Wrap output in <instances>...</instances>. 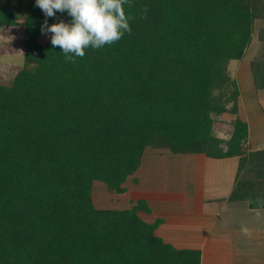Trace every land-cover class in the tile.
Returning <instances> with one entry per match:
<instances>
[{"label":"trees","instance_id":"obj_1","mask_svg":"<svg viewBox=\"0 0 264 264\" xmlns=\"http://www.w3.org/2000/svg\"><path fill=\"white\" fill-rule=\"evenodd\" d=\"M130 2L131 34L72 62L41 31L45 19L71 23L66 11L46 18L35 0H0V28L26 33L23 67L0 83V264H202L200 249L156 234L162 218L140 216L152 212L145 199L94 203L95 181L127 192L148 147L238 157L228 200L254 209L264 198V148L245 149L249 124L228 72L261 20L250 71L264 89V0ZM226 112L235 116L227 139L215 132Z\"/></svg>","mask_w":264,"mask_h":264},{"label":"rangeland","instance_id":"obj_2","mask_svg":"<svg viewBox=\"0 0 264 264\" xmlns=\"http://www.w3.org/2000/svg\"><path fill=\"white\" fill-rule=\"evenodd\" d=\"M261 24V20H257L255 23L253 40L244 59L241 61L230 60L228 64V72L230 76L237 79L241 90L239 97V115L249 124V138L245 146V149L248 151L264 148V89L257 90L255 88L252 73L250 71L251 60L259 55L262 47V43L258 39V32ZM25 38L26 33L23 25L0 28V83L10 85L17 72L23 67L25 61V45L23 44V40H25ZM234 117L235 116L230 112H226L217 117L215 132L218 136L225 139L230 137L233 127L231 122ZM150 152H153V150H150ZM155 152L168 154L169 151L156 150ZM149 156L148 154V157ZM171 156L172 157L169 159L163 158L152 161L154 157H150V159L147 160L149 161L148 167L151 169L147 171L144 184L151 185L149 187H152L155 193L163 194L165 191L175 192L182 190L177 189L179 187H177L175 183L184 185V188L186 187L191 190V192L195 189L201 193L203 177L205 178L208 175L212 177V180H215V176L216 179H219L220 174L216 175L217 173H221L222 169L227 173L228 171L232 173V165L233 163H237L234 158L217 159L205 156L201 153L187 155L172 154ZM132 177H136L135 174L129 177L128 186L131 185L130 189H132L133 185L139 184L140 182L139 179L135 182ZM138 177L140 178L141 176L139 175ZM97 182L101 183L100 181ZM154 185L156 186L155 188H153ZM126 193L127 195H125ZM126 193L117 195L110 192L108 187H101L97 184L95 188H93V200L98 208L123 209L129 207L127 206L128 202L124 201V199H134L139 195L137 194L138 190L133 191L131 194H128V192ZM124 195L127 196V198L124 197ZM170 195L171 194H168L170 197L169 200L158 198V195L152 202L153 204H165L167 208H175L177 206V208H179V206L182 205L179 201V197H171ZM174 199L175 201H173ZM171 202L172 204L176 203V206L173 207L170 204ZM191 204L192 202H189L186 206H191ZM246 207H248V204ZM255 245L246 246L244 252L239 256L238 254L240 253L237 254V252H234L236 264H254V261H256L255 264H264V253H259L260 246H258V244ZM215 250L216 249H209L210 256H214V258L219 254V250H217V252ZM226 251L227 248L225 247L224 251L220 252L226 253ZM229 251H231L230 248L228 249V252Z\"/></svg>","mask_w":264,"mask_h":264},{"label":"crops","instance_id":"obj_3","mask_svg":"<svg viewBox=\"0 0 264 264\" xmlns=\"http://www.w3.org/2000/svg\"><path fill=\"white\" fill-rule=\"evenodd\" d=\"M150 150H153V152H150ZM156 150L169 151L151 147L146 149L140 167L135 173L136 178L140 181L139 184L133 185L132 189H130L131 185L128 186L129 178L125 183V186H128V194L138 190L137 194L139 195L134 199H124V201L128 202L127 206L129 207L133 201L136 202L139 199L147 201L148 205L152 208V212L141 211L139 214L147 222H154L157 218L163 219V223L156 229L157 235L179 249H200L202 252V264H236L234 252L240 253L238 254L239 256L244 252L246 246L249 245L254 246L258 244L260 246L259 253H264V222L257 223L255 221L251 211L252 208L246 207L247 201L230 202L228 200L236 177L238 157H232V159L234 158L237 161V163H233L232 165V173L230 171L227 173L222 169L221 173L216 174H220L219 179H216V176L215 180H212V177L208 175L205 178L203 177L201 193L195 189L191 192L186 187L184 188V185H178L174 182L179 187L177 189L182 190L172 191L173 193L165 191L163 194H158L153 192L152 187H149L151 185L144 184L147 171L151 169L148 167L149 161L147 160L150 157H154L152 161L163 158L169 159L172 157V153H158L155 152ZM148 154L150 155L149 157ZM139 175L141 176L140 178L138 177ZM97 184L101 187L106 186L103 182L98 183L95 181L93 188ZM155 187L154 185L153 188ZM168 194H171V197H179L182 205L177 208L178 206L175 207L176 203L172 204L171 202L170 204L175 208H167L165 204H153L152 200L158 195V198L169 200ZM125 195L124 197L127 198ZM189 202H192L191 206H186ZM242 224L250 228L252 233L250 237L244 236L241 233ZM225 247L227 248L226 253L220 252L224 251ZM229 248L231 251L228 252ZM209 249H216V252L219 250L218 256L216 258L210 256ZM253 263L255 264L256 261Z\"/></svg>","mask_w":264,"mask_h":264},{"label":"clouds","instance_id":"obj_4","mask_svg":"<svg viewBox=\"0 0 264 264\" xmlns=\"http://www.w3.org/2000/svg\"><path fill=\"white\" fill-rule=\"evenodd\" d=\"M45 17H54L57 12H67L71 23L63 20L48 24L45 19L41 31L51 33V45L59 47L68 61L83 58L85 50L101 49L112 45L125 35L131 34L130 17L125 12V5L131 7L130 0H35ZM148 9L145 6L144 13ZM142 18H146L142 17ZM252 215L257 223L264 222V198L257 197ZM241 233L251 236L247 225H241Z\"/></svg>","mask_w":264,"mask_h":264}]
</instances>
